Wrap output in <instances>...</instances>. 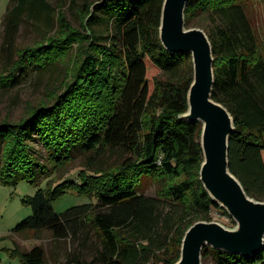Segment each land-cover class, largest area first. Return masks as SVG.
<instances>
[{
  "label": "trees",
  "instance_id": "trees-1",
  "mask_svg": "<svg viewBox=\"0 0 264 264\" xmlns=\"http://www.w3.org/2000/svg\"><path fill=\"white\" fill-rule=\"evenodd\" d=\"M101 1L81 2L76 28L61 6L54 8L47 0H9L1 47L8 58L0 70V88H13L46 66L55 67L60 80L24 118L0 123V180L38 184L72 164L77 154L86 161L76 182L48 181L25 198L32 213L12 232L36 236L48 231L52 241H74L78 249L64 264H175L184 232L194 222L211 221L215 210L234 225L199 181L201 125L179 118L187 110L191 57L161 45L163 0ZM96 2L101 3L91 14ZM25 15L55 19L59 31L12 57ZM195 19L207 26L202 29L212 46V98L234 119L230 171L250 197L264 201V45L244 0H189L186 25L197 27L190 25ZM148 63L161 74L151 88ZM30 142L43 148L45 165ZM108 151L126 155L103 169L99 159ZM143 179L160 185L156 197L145 195ZM68 192L95 203L56 212L53 203ZM91 236L99 245H93L88 261L83 253L90 249ZM19 255L23 264H46L40 246ZM207 259L211 264H264V246L248 258L204 248L203 264Z\"/></svg>",
  "mask_w": 264,
  "mask_h": 264
},
{
  "label": "water",
  "instance_id": "water-1",
  "mask_svg": "<svg viewBox=\"0 0 264 264\" xmlns=\"http://www.w3.org/2000/svg\"><path fill=\"white\" fill-rule=\"evenodd\" d=\"M188 1L163 0L159 40L167 51L191 57L193 75L186 94L187 110L179 118L201 125L199 181L234 226L227 228L216 221L194 222L184 232L175 264H203L204 248L248 258L264 246V201L250 197L230 171L229 141L235 133L234 119L224 105L212 98V46L202 28L186 25ZM101 2L91 7V14Z\"/></svg>",
  "mask_w": 264,
  "mask_h": 264
},
{
  "label": "rangeland",
  "instance_id": "rangeland-1",
  "mask_svg": "<svg viewBox=\"0 0 264 264\" xmlns=\"http://www.w3.org/2000/svg\"><path fill=\"white\" fill-rule=\"evenodd\" d=\"M47 1L54 8L61 6L67 20L73 27L78 28L80 26L78 8L83 0ZM244 3L254 33L260 44L264 45V0H244ZM8 7L9 0H0V70L4 68L2 65L7 62L8 58V53L1 50L4 35L3 20ZM200 21L201 19H195L190 25L207 28ZM58 31L59 27L55 19L47 22L44 15L38 19H31L25 15L15 35L12 57H14L17 50L30 47L34 43L41 41L46 33L50 32V35H53ZM68 56H70L69 64H71L74 52L68 54ZM64 72L67 71L64 69ZM58 74L59 72L55 67L46 66L36 69L30 76L13 88H0V123L3 121L18 122L24 118L27 111L43 100L47 92L54 87L56 80L59 79ZM158 75H161L160 71L148 63L147 79L150 88L152 87L153 78ZM30 145H32L40 163L45 165L43 148L36 142H30ZM125 155V153L119 151H108L99 159V167L106 169L113 165L115 166L117 163L123 161ZM85 162L84 157L81 154H77L72 164L58 171L51 178L47 180L42 179L38 184L32 185L26 182V180H20L16 184H4L0 180V264H23L19 254L30 250L34 246L43 248L46 264H64L67 256L77 251L78 245L74 241L69 239L52 241L51 234L48 231L34 236L33 232L14 233L12 229L32 213L31 207L23 203L25 198L33 196L39 188H44L48 181H53V185L67 179L76 182L78 173L85 168ZM142 186H144L145 195L150 197H156V193L160 189V185L153 183L150 179H143ZM89 203H95V201L68 192L60 200L53 203V208L56 212H62L71 206ZM218 213L213 210L211 221H216L227 228H233L234 225L231 224L230 220ZM93 245L98 246L99 240L91 236V243L88 246L90 249L83 253L84 258L88 261L94 254ZM204 264H211V262L207 259L204 261Z\"/></svg>",
  "mask_w": 264,
  "mask_h": 264
}]
</instances>
